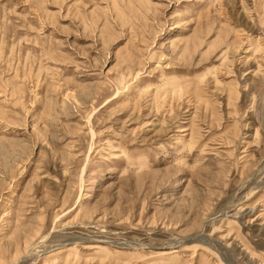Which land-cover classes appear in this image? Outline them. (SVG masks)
Wrapping results in <instances>:
<instances>
[{"label":"rangeland","instance_id":"rangeland-1","mask_svg":"<svg viewBox=\"0 0 264 264\" xmlns=\"http://www.w3.org/2000/svg\"><path fill=\"white\" fill-rule=\"evenodd\" d=\"M0 264H264V0H0Z\"/></svg>","mask_w":264,"mask_h":264},{"label":"bare ground","instance_id":"bare-ground-1","mask_svg":"<svg viewBox=\"0 0 264 264\" xmlns=\"http://www.w3.org/2000/svg\"><path fill=\"white\" fill-rule=\"evenodd\" d=\"M177 245V243H175ZM178 245H180V243H178ZM172 253V252H171Z\"/></svg>","mask_w":264,"mask_h":264}]
</instances>
